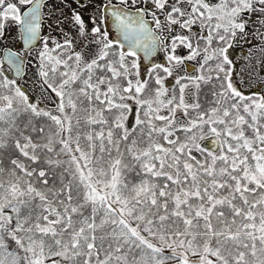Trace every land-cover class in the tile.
Returning a JSON list of instances; mask_svg holds the SVG:
<instances>
[{
    "label": "snow or ice",
    "instance_id": "snow-or-ice-1",
    "mask_svg": "<svg viewBox=\"0 0 264 264\" xmlns=\"http://www.w3.org/2000/svg\"><path fill=\"white\" fill-rule=\"evenodd\" d=\"M0 264H264V0H0Z\"/></svg>",
    "mask_w": 264,
    "mask_h": 264
},
{
    "label": "rangeland",
    "instance_id": "rangeland-1",
    "mask_svg": "<svg viewBox=\"0 0 264 264\" xmlns=\"http://www.w3.org/2000/svg\"><path fill=\"white\" fill-rule=\"evenodd\" d=\"M247 47H248V45H247V43L244 42V41H241L240 43H238V44L234 47V49L232 50L234 56H236V57L239 58V57L242 55V51H243V52H244V51L246 52Z\"/></svg>",
    "mask_w": 264,
    "mask_h": 264
},
{
    "label": "flooded vegetation",
    "instance_id": "flooded-vegetation-1",
    "mask_svg": "<svg viewBox=\"0 0 264 264\" xmlns=\"http://www.w3.org/2000/svg\"><path fill=\"white\" fill-rule=\"evenodd\" d=\"M244 54H245V51H244V52L242 51V55H241L239 58H242V56H243Z\"/></svg>",
    "mask_w": 264,
    "mask_h": 264
}]
</instances>
